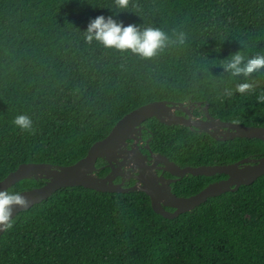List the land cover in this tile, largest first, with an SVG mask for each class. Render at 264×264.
<instances>
[{"label": "trees", "instance_id": "1", "mask_svg": "<svg viewBox=\"0 0 264 264\" xmlns=\"http://www.w3.org/2000/svg\"><path fill=\"white\" fill-rule=\"evenodd\" d=\"M133 3L138 8L121 10L114 0H0V181L22 164L77 163L125 115L152 102L201 103L221 122L264 128V103L255 95L218 99L243 80H232L221 62L237 52L264 53V0ZM101 15L170 36L183 31L187 42L151 59L89 44L85 31ZM253 79L258 95L264 71ZM18 114L31 116L35 135L13 125ZM140 127L150 151L181 168L264 156L260 139L224 140L156 118ZM95 167L99 178L110 172L104 159ZM226 178L187 175L171 190L188 198ZM46 182L23 180L9 190L22 193ZM250 212L257 215L253 223L245 219ZM13 220L0 235V264H264V175L174 219L155 212L142 191L77 186Z\"/></svg>", "mask_w": 264, "mask_h": 264}, {"label": "water", "instance_id": "2", "mask_svg": "<svg viewBox=\"0 0 264 264\" xmlns=\"http://www.w3.org/2000/svg\"><path fill=\"white\" fill-rule=\"evenodd\" d=\"M179 106L182 104L158 101L131 111L115 125L107 137L93 144L86 157L73 165L65 167H52L46 164L20 165L17 170L0 181V190H9L23 180L37 179L40 174H45L49 179L43 186L21 193L29 199L30 204L27 208H16L13 219L19 213L46 201L60 189L77 186L102 193L142 191L150 197L155 212L166 219H174L181 214L192 211L209 198L220 196L229 191H237L241 186L250 185L264 175V156L258 160H242L234 165L181 168L170 162L165 156L152 153L148 145L146 146L147 154L142 150H125L122 148L133 131L151 118H156L166 125H181L191 129L203 130L216 138H220L216 135L218 128L229 130L221 137L224 140L254 138L264 141V128L221 122L210 115L207 116L206 120H193L185 116H176L173 110ZM149 158L153 159V163H148ZM98 159L106 160L110 169L109 174L104 178L93 177L89 173L92 167L96 168L95 163ZM126 167H136L139 170L136 179L142 182V188L138 186L125 187L115 182L120 172ZM96 170L100 172L99 169L96 168ZM165 173L171 175L172 178H165ZM216 174H225L227 179L212 183L191 197H177L171 190L172 183L187 175L212 177ZM168 209H173V211ZM3 232L0 231V235Z\"/></svg>", "mask_w": 264, "mask_h": 264}, {"label": "clouds", "instance_id": "3", "mask_svg": "<svg viewBox=\"0 0 264 264\" xmlns=\"http://www.w3.org/2000/svg\"><path fill=\"white\" fill-rule=\"evenodd\" d=\"M116 8L124 10L130 6L138 8L133 0H114ZM87 43L101 44L107 49H114L121 53H131L144 59H151L161 53L169 46H183L187 42V35L183 31H175L171 36L162 29L155 27H140L123 22H117L111 16L103 15L91 20L85 31ZM220 67L224 69L232 80L243 78L242 82L236 83L235 87H225L218 99L221 102L240 96H256L257 103H264V91L256 95L257 84L253 79L258 72L264 71V53L248 57L244 52H237L223 60ZM13 125L26 132L35 135L36 129L31 116L18 114ZM232 123L238 124V120ZM29 199L19 191L0 190V231H7L14 225L13 213L16 208H27Z\"/></svg>", "mask_w": 264, "mask_h": 264}, {"label": "rangeland", "instance_id": "4", "mask_svg": "<svg viewBox=\"0 0 264 264\" xmlns=\"http://www.w3.org/2000/svg\"><path fill=\"white\" fill-rule=\"evenodd\" d=\"M259 73V72H258ZM258 73H256L254 75L253 78L257 77ZM189 106L186 107V110H193L194 113L202 110V108L200 107H193L192 104L188 103ZM193 114V112H192ZM198 117V119H193V120H201L200 116H196ZM217 137H222L224 134L228 133L229 130L226 129H217ZM203 131V130H200ZM150 141V138L147 137L144 133H143V129L142 127H138L137 129H135L131 135V137L123 144L122 148L127 150V149H136V150H140L141 146H145L146 144L148 145V142ZM146 145V146H147ZM149 155V154H148ZM151 157V156H150ZM152 158H149L148 163H153ZM138 169L136 167H126L124 168L121 172L120 175L118 177L119 184L121 186H125L128 187L129 185H131V183H133V186H138L139 188H142L143 184L142 182L138 181L136 179L137 175H138ZM93 177H97L98 178V173L99 171L96 170V168L92 167L90 169L89 172ZM37 179H49L46 177L45 174H40L37 176ZM246 221L253 223L257 220V215L254 212H250L246 215L245 217Z\"/></svg>", "mask_w": 264, "mask_h": 264}, {"label": "flooded vegetation", "instance_id": "5", "mask_svg": "<svg viewBox=\"0 0 264 264\" xmlns=\"http://www.w3.org/2000/svg\"><path fill=\"white\" fill-rule=\"evenodd\" d=\"M190 104H192L193 105V107H200V108H202V110H200V111H198V112H196V113H194V111L193 110H186V107L187 106H189L188 105V103H185V104H182V106H179L178 108H175L174 110H173V112H174V114L176 115V116H185V117H189V118H192V119H198V117H196V116H200V118H201V120H206V118H207V116L208 115H210L209 114V109L208 110H206V108H207V106L206 107H204V106H202V104L201 103H192V102H190ZM192 112H193V114H192ZM211 116V115H210ZM147 145V144H146ZM146 145L145 146H141L140 147V150H142V152H144L145 154H147L146 152H145V150L147 151V149H146ZM159 174H161V172H159ZM166 174V173H165ZM164 174V176H165V178H172L171 176L170 177H166V175ZM118 179V178H117ZM116 179V180H117ZM227 179V178H226ZM115 180V181H116ZM225 180V179H224ZM222 181V180H221ZM172 185V184H171ZM173 210V209H172Z\"/></svg>", "mask_w": 264, "mask_h": 264}]
</instances>
